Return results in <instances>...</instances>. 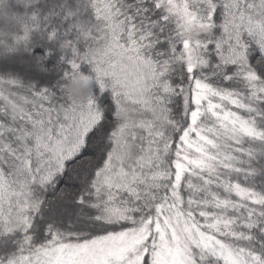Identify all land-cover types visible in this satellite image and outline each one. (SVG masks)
<instances>
[{
    "label": "snow or ice",
    "instance_id": "1",
    "mask_svg": "<svg viewBox=\"0 0 264 264\" xmlns=\"http://www.w3.org/2000/svg\"><path fill=\"white\" fill-rule=\"evenodd\" d=\"M0 264H264V0H0Z\"/></svg>",
    "mask_w": 264,
    "mask_h": 264
},
{
    "label": "clouds",
    "instance_id": "2",
    "mask_svg": "<svg viewBox=\"0 0 264 264\" xmlns=\"http://www.w3.org/2000/svg\"><path fill=\"white\" fill-rule=\"evenodd\" d=\"M84 93V89H83V87H81V86H76V87H74V89H73V94L74 95H76V96H80V95H82Z\"/></svg>",
    "mask_w": 264,
    "mask_h": 264
},
{
    "label": "trees",
    "instance_id": "3",
    "mask_svg": "<svg viewBox=\"0 0 264 264\" xmlns=\"http://www.w3.org/2000/svg\"><path fill=\"white\" fill-rule=\"evenodd\" d=\"M63 186V185H62Z\"/></svg>",
    "mask_w": 264,
    "mask_h": 264
}]
</instances>
